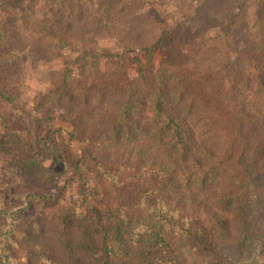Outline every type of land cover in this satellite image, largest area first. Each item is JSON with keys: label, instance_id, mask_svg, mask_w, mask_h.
Returning <instances> with one entry per match:
<instances>
[{"label": "trees", "instance_id": "trees-1", "mask_svg": "<svg viewBox=\"0 0 264 264\" xmlns=\"http://www.w3.org/2000/svg\"><path fill=\"white\" fill-rule=\"evenodd\" d=\"M248 1L196 0L182 32L149 0H0V264H264V0L251 22ZM100 32L166 55L126 79L122 60L102 69L119 54ZM70 50L80 67L36 97L26 137L2 105L27 55Z\"/></svg>", "mask_w": 264, "mask_h": 264}, {"label": "rangeland", "instance_id": "rangeland-1", "mask_svg": "<svg viewBox=\"0 0 264 264\" xmlns=\"http://www.w3.org/2000/svg\"><path fill=\"white\" fill-rule=\"evenodd\" d=\"M248 2H250L249 19L251 22L256 15L255 2L254 0ZM149 3L151 6L158 9L162 15L168 16L171 22L176 25L180 24V30L182 32H188L189 30L195 31L201 23L195 16L197 6L196 0H149ZM215 31L216 30H210L208 34H212V32ZM97 38L102 46L113 49L119 54L116 57L105 60L102 63V69L105 71H114L118 68L120 64L119 61L122 60L125 65L124 74L126 79L136 74L137 63L134 60L135 57H139L143 62H150L152 66H156L166 55L165 52H160L149 59L137 51L125 50L118 47L114 38L105 32L98 33ZM184 49L190 50L189 47H185ZM27 56L28 58L24 63L25 84L23 85L22 94L14 104L5 103L2 105V108H5L4 113L10 115L8 117L11 127L21 129V133L24 135H26L27 126L30 128L31 132L38 131V123L36 122V117L33 115L35 113L36 97L44 94L60 83L67 60L72 61L76 68L80 67L82 61V55L77 50L66 51L62 59L52 61L37 59L33 52H30ZM60 124L66 128L71 127V124L62 121V119L60 120ZM30 137L33 136L31 135ZM31 140H34V138ZM75 151H78V149ZM12 158L15 160L16 157ZM46 164L50 165V161H46ZM63 180L62 176L58 178L56 191L60 192V189L64 187ZM65 190L69 191L70 195L74 192L73 189L69 188Z\"/></svg>", "mask_w": 264, "mask_h": 264}]
</instances>
